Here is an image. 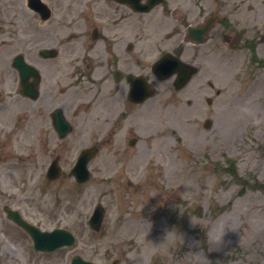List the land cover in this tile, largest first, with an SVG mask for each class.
Returning a JSON list of instances; mask_svg holds the SVG:
<instances>
[{
	"label": "rangeland",
	"instance_id": "374dc122",
	"mask_svg": "<svg viewBox=\"0 0 264 264\" xmlns=\"http://www.w3.org/2000/svg\"><path fill=\"white\" fill-rule=\"evenodd\" d=\"M41 1L51 10L45 21L26 0H0V264H70L74 255L95 264H262L264 68L241 47L254 40L255 55L264 61V0H225L230 34L237 33L232 45L240 48L223 44L222 51L194 59L199 71L181 91L173 80L157 81L147 72L155 95L136 107L125 99L124 82L106 87L105 77L100 88L91 82L95 76L76 79L92 46L103 52L105 42L90 41L89 32L104 25L97 17L105 2ZM43 48L55 49L57 57L41 58ZM19 53L40 71L36 101L18 94L11 60ZM60 100L75 125L63 141L50 119ZM109 115L115 127L118 116L124 120L106 140ZM90 140L102 141V149L90 163L88 184L75 189L68 164L61 181L44 180L54 157L61 152L72 163ZM116 148L127 152L125 159ZM97 203L105 213L95 233L86 221ZM5 206L40 230L69 229L75 245L35 252Z\"/></svg>",
	"mask_w": 264,
	"mask_h": 264
},
{
	"label": "flooded vegetation",
	"instance_id": "af4514ba",
	"mask_svg": "<svg viewBox=\"0 0 264 264\" xmlns=\"http://www.w3.org/2000/svg\"><path fill=\"white\" fill-rule=\"evenodd\" d=\"M148 1L140 0L138 10L128 3L107 0L101 15L104 18L105 63L92 67L91 71L100 69V74L107 77L111 88L113 84L125 82L126 93L134 76H141L145 70L152 73L154 61L166 54L180 59L187 55L190 60L201 59L207 53L220 52L224 42L230 43L235 38L226 34L229 21L222 10L224 0H211L215 1L213 4L209 0H150L158 2L145 9ZM100 37L96 30L94 40ZM112 92L115 94V91ZM119 92L122 88L116 93ZM107 94L109 98L113 96L108 91ZM65 102L60 100L63 111L66 109ZM117 118L116 127L115 121L109 118V129L112 131L107 134V140L122 130L124 117ZM73 119V115L67 118L71 126ZM86 121V117L81 119L82 123Z\"/></svg>",
	"mask_w": 264,
	"mask_h": 264
},
{
	"label": "water",
	"instance_id": "95a60500",
	"mask_svg": "<svg viewBox=\"0 0 264 264\" xmlns=\"http://www.w3.org/2000/svg\"><path fill=\"white\" fill-rule=\"evenodd\" d=\"M30 4H32V7L40 13L42 19H47L49 17L48 9L39 0H30ZM41 54L43 56L48 57V56H54L55 52L43 50V51H41ZM176 64H177L176 68L185 69V73L182 74V76H180L178 78V81L176 83L177 88H180L189 80L190 76L194 73L195 70H194V68H191L188 66H187L188 67V69H187L186 67H184L185 65L180 64L177 61H176ZM13 65L20 72L22 93L24 95L30 96L31 98L35 99L38 95V91H37L38 77H37L36 71L32 67L24 64L21 56H17L14 59ZM161 65H162V61L158 62L155 65L157 68L158 76L160 78L163 77L159 74V70H160ZM29 76H34L36 80L33 83L28 84L26 79ZM53 117H54V123H55L56 128L60 130V110H56L53 114ZM206 126H208V123L206 124ZM84 162H85V157L83 156L82 162L80 161L78 163V165L75 167V169H73V173L76 175L77 180L80 182H82L88 178V173L86 171ZM57 175H58L57 169L54 166L50 167L48 175H47L48 178L54 179V178H56ZM101 214H102V210H100V208L97 207L92 218L89 221V224L93 228H96V229L98 228V225L100 224V220H101ZM12 217H14L18 221V223L21 224L25 229H27V231L31 234V236L34 240V243H35L34 246H35L36 250L50 251V250H52L58 246L68 245V244L73 243L71 236L65 231L57 230L51 234L40 233L34 227H32V226L26 224L25 222H23L22 220H20V218L18 217V215L16 213H14L12 215ZM71 264H92V263L85 262V261L81 260L80 257L76 256L72 259Z\"/></svg>",
	"mask_w": 264,
	"mask_h": 264
},
{
	"label": "clouds",
	"instance_id": "9594fccd",
	"mask_svg": "<svg viewBox=\"0 0 264 264\" xmlns=\"http://www.w3.org/2000/svg\"><path fill=\"white\" fill-rule=\"evenodd\" d=\"M169 233L174 234V236L177 237V238L179 239V242H180V243L182 242L183 237H182L180 234H178L177 231H176L175 229H170V230L167 232V234H169ZM167 234H166V235H167Z\"/></svg>",
	"mask_w": 264,
	"mask_h": 264
},
{
	"label": "bare ground",
	"instance_id": "6f19581e",
	"mask_svg": "<svg viewBox=\"0 0 264 264\" xmlns=\"http://www.w3.org/2000/svg\"><path fill=\"white\" fill-rule=\"evenodd\" d=\"M18 110V109H17Z\"/></svg>",
	"mask_w": 264,
	"mask_h": 264
}]
</instances>
